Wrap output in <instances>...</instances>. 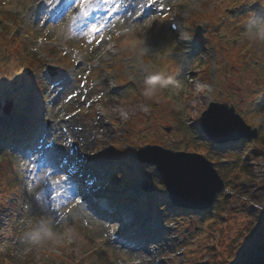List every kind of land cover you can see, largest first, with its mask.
Returning <instances> with one entry per match:
<instances>
[{"label":"rangeland","instance_id":"374dc122","mask_svg":"<svg viewBox=\"0 0 264 264\" xmlns=\"http://www.w3.org/2000/svg\"><path fill=\"white\" fill-rule=\"evenodd\" d=\"M42 1L56 12V6L59 10L64 0ZM158 3H164L166 9L140 20L120 16V21H110L98 34L97 38L103 36V40L97 44L89 43L91 37L84 33L91 20L99 22L103 18L105 24L109 5L89 9V15L79 17L69 29L62 19L48 20L43 11L37 16L38 12L32 10L38 8L34 0H0V77L21 75L16 82L0 79V174L2 180L17 176L25 181L16 213L0 215L2 245H9H5L9 261L0 264H221L253 225L246 252L235 264H264V191L252 196L253 185L264 179V154L253 153L247 162L254 146L264 151V45L256 46L245 36L249 23L264 20V2L155 0L153 4ZM73 6H64L65 11ZM73 9L70 16L80 11ZM151 17L155 19L150 22ZM173 18L183 24L180 34L170 27ZM182 33L191 39L183 41ZM129 40L136 43H127ZM207 65L209 75L201 71ZM49 66L56 69L55 74H50ZM149 74H163L173 84L145 97L143 81ZM59 79L70 83L66 88L58 85L56 92L50 88L44 91L48 82ZM26 82H31L29 87ZM73 90L80 95L68 100ZM22 93L34 122L40 120L35 116L45 103L40 113L46 136L51 133L59 139L67 129L72 149L58 147L56 156L74 150L83 160L81 176L92 174L101 188L109 187L118 195L111 202L120 204L115 199L122 197L125 201L121 204L137 213L135 220L142 218L144 225L134 223L129 234L145 242L144 249L126 250L111 240L116 222L83 200L84 195H78L81 188L68 170L73 166L54 162V169H48L50 177L41 172V180L30 183L33 178L26 167L29 152L22 154L16 148L11 154V147L4 141L6 132L19 131L29 122V117L17 111L16 100ZM6 99L13 101L9 113L3 110ZM210 100L234 104L252 126L259 128L258 136L231 144L211 141L199 126L200 115ZM135 103L140 107L130 108ZM97 115L102 121H95ZM120 142L125 144L126 154L115 152L113 144ZM145 143L201 152L213 161L225 188L207 212L177 208L167 192H162L166 187L157 177L153 182L161 191L142 188L144 179L152 181L145 169L155 165L140 162L136 155L138 146ZM100 151L104 154L98 155ZM10 157L13 164L7 165ZM64 157L62 163L68 161ZM242 165H246L244 170ZM118 172L123 173L122 178L117 177ZM66 175L69 179L61 180ZM49 178L61 182L43 183ZM41 188L44 199L38 209L36 198ZM95 188H90V193ZM53 189L61 190L54 201L48 198L49 193L55 196ZM65 193L68 199L77 197L84 202L83 206H71L75 213L72 219L64 215ZM225 193L232 195L227 205ZM54 204L61 205L60 216L49 207ZM163 204H167V212L161 211ZM190 212L199 214L186 215ZM12 218L16 233L11 235ZM44 224L54 226V237L33 242L35 232Z\"/></svg>","mask_w":264,"mask_h":264},{"label":"water","instance_id":"95a60500","mask_svg":"<svg viewBox=\"0 0 264 264\" xmlns=\"http://www.w3.org/2000/svg\"><path fill=\"white\" fill-rule=\"evenodd\" d=\"M11 107L12 101L7 100L5 112H10ZM201 128L218 143L254 138L258 134V127L250 125L233 104L215 100L202 111ZM137 155L142 162L157 164L176 206L207 210L217 193L225 187V181L213 162L202 153L146 144L139 147ZM143 188L151 191L154 185L145 179Z\"/></svg>","mask_w":264,"mask_h":264},{"label":"snow or ice","instance_id":"6c2138e0","mask_svg":"<svg viewBox=\"0 0 264 264\" xmlns=\"http://www.w3.org/2000/svg\"><path fill=\"white\" fill-rule=\"evenodd\" d=\"M41 2H42V0H34V6L40 4ZM153 3H155V0H153ZM103 5H109V7L107 8V15L109 17H111V16H113V14L117 13L121 7V5L117 2V0H102V2H94V0H75L74 8L79 9L80 11L76 15H72V16L68 17L67 27L70 29L71 25L76 23V21L79 17H87L89 15V9L96 8V7H102ZM34 9H35V7H33V10ZM115 18L118 21L121 20V18L119 16H116ZM154 19H155V17H151L150 22H151V20H154ZM102 20H103V18H101V21ZM101 21L91 23L89 25L88 31L84 33L85 36L91 37V40L89 41V43L94 42V43L99 44L103 40V36H99V38H97L98 34L101 33V31L105 28V24L102 23ZM141 31H143V29H141ZM117 38H119V36H117ZM127 43H136V41L135 40H129V41H127ZM19 77H21V75H16L15 77H12V76L0 77V79H7L8 81L16 82L17 78H19ZM34 81H35V84L37 85L38 89L40 90L36 78L34 79ZM30 83L31 82H26V87H29ZM83 86H84L83 83H81L80 87H83ZM56 87H57V85L55 83L48 82V84L45 85L44 91L47 92V91H49V88H50L52 92H56ZM78 95H80V94L77 93L75 90H73L72 94L70 96H68V100H72L73 98H75ZM97 99H99V97H97ZM16 104H17V111L21 114V116L29 117L27 136L29 139L30 150L32 151L33 155L29 159L26 167L29 170V174L33 178L30 183H33L37 180H41V176H40L41 172L43 173L44 177H50V173H49L48 169H50V168L54 169L53 161L56 157L57 148L63 147L65 149H70L71 145L73 144V141L70 138H68L67 129L64 130L63 135L59 139H57L51 133L46 136L44 133L43 121L36 123L30 118L27 100H26V97L23 93L17 97ZM75 115H77V113H73V116H75ZM65 119H71V117L66 116ZM79 132H83V129H79ZM61 141H63V142L61 143ZM145 170L147 173L151 174L152 181H153L154 177H157L161 181V184L165 185V183L162 182V177H160L159 173L157 172L156 165L148 166ZM117 177L122 178L123 173L118 172ZM68 179H69L68 175L61 177V180H68ZM60 182H61L60 180H51L50 178L48 180L43 181V183H45V184H52V185H58V184H60ZM157 189L160 190L159 188H157ZM28 191L32 192L33 190L31 188H29ZM53 191L55 192V196H53V195H51V193H49L48 198L54 201L57 196L61 195V190L60 189H53ZM43 192H44V189L41 188L40 193H39V199H37L35 196L38 209L40 207H42V205H43V199H44ZM162 192L166 193L167 190L162 191ZM245 199H247V198L245 197ZM73 204L83 206L84 202H83V200L79 199V202L77 203V197H73L72 199H68L67 193H65L64 208L69 209V213H68L69 219H72L73 215L75 214L73 212L72 207H71ZM49 207H53L54 213L59 215V213L61 211V205L60 204L49 205ZM161 211L167 212V204L162 205ZM77 212H79V209H77ZM192 214H199V213L190 212L186 215H192ZM117 222L120 226V231H121L124 228L125 221L124 220H118Z\"/></svg>","mask_w":264,"mask_h":264},{"label":"trees","instance_id":"16d2710c","mask_svg":"<svg viewBox=\"0 0 264 264\" xmlns=\"http://www.w3.org/2000/svg\"><path fill=\"white\" fill-rule=\"evenodd\" d=\"M202 71H204L207 75L209 74V68H207V67H205L204 70H202ZM38 116H39V114H38ZM27 128H28V126L25 127V130L23 132H21L22 135H26ZM13 134H16V133L13 132ZM255 142L258 143V140H255ZM261 147L264 150V145ZM122 149L123 148L121 147L120 150H122ZM253 153L264 154V151H261L257 146H254L252 148V151H250V153H249L250 155L247 159L248 161L246 160L247 162H250L252 160V158H250V156ZM11 159L7 160V163H8L7 165L12 164ZM244 166H246V165L240 166L241 169L244 170ZM253 186H254V193L252 196L256 195V192L263 194L264 179L259 180L257 182V184H254ZM22 189H23V182L17 176L14 179L2 180V175L0 174V215L8 213L9 216H13L17 206L20 203L21 196H22V191H21ZM231 191L233 192L234 189H231ZM230 196H232V195L229 193H225L226 205L230 201V199H229ZM251 197H250V199H252ZM240 199L244 200L243 197H240ZM9 226H10L9 231L11 232V235L16 233L15 223L9 222ZM253 227L255 228V225H253L252 228L249 229V231L247 232V234L244 238V241H242L238 245L235 244L231 248L230 254L223 257V259L220 262L221 264H235V262H238V263L241 262V260H242L241 257H243V254L246 252V248L249 245V244H246V241L253 234V232H252ZM257 227L258 228L260 227V223L257 224ZM0 228H1V225H0ZM0 238H1V236H0ZM2 243H3V240H0V259H1L0 263L5 262V261H9L8 260V253H7V250L5 249V245H7V246H9V245H8V243H5L2 245ZM72 264H77V263H72Z\"/></svg>","mask_w":264,"mask_h":264},{"label":"clouds","instance_id":"9594fccd","mask_svg":"<svg viewBox=\"0 0 264 264\" xmlns=\"http://www.w3.org/2000/svg\"><path fill=\"white\" fill-rule=\"evenodd\" d=\"M262 2H264V0H262ZM66 23L67 22H65V24ZM63 29L64 28L61 29L62 35L64 34ZM245 36L250 43H253L256 46L264 45V20H261L259 22L253 21L249 23L248 27L245 30ZM181 39L190 40L191 37L186 36L182 33ZM171 84H173V80L170 77L165 78L163 74H149L143 81V95L145 97H151L155 94L158 88H166ZM257 207H259V205ZM68 213L69 209H66L64 215L67 216ZM50 237H54V226L50 224H44V226L40 230L35 232L33 236V242L42 238L48 239Z\"/></svg>","mask_w":264,"mask_h":264},{"label":"bare ground","instance_id":"6f19581e","mask_svg":"<svg viewBox=\"0 0 264 264\" xmlns=\"http://www.w3.org/2000/svg\"><path fill=\"white\" fill-rule=\"evenodd\" d=\"M132 1H136V3H134V4H132L131 6H130V8H125L124 10V12H127V10H130V11H133L134 9H135V6L137 5V3H138V0H132ZM141 1V0H140ZM65 3V4H64ZM71 3H73L74 4V6H75V0H64V2L61 4V6H60V9L58 10V9H56V10H54V11H56L55 13H53L52 15H50V17L52 18V19H62V21L64 22H67V20H68V17H70L69 16V13H66V11H65V7L64 6H66V5H68V4H71ZM64 4V5H63ZM74 6H73V8H74ZM58 10V11H57ZM34 11V10H33ZM36 12L38 11V13H37V16H39V10L37 9V10H35ZM120 11H122L121 9H119V11L118 12H120ZM123 12V13H124ZM100 13L102 14L103 13V11H100ZM65 22H64V25L67 27V23L65 24ZM91 23H94V20H92L91 22H90V24ZM64 83V87L65 86H67L68 84H69V81L68 82H66V81H64L63 82ZM199 87H203V85H200ZM140 107V105L138 104V103H135L132 107H130V108H139ZM114 110L115 111H117L118 110V108L117 107H115L114 108ZM95 121L96 122H100V121H102V116L101 115H97L96 116V118H95ZM71 149H72V147H71ZM104 154V152H99L98 153V155H103ZM64 156H66V157H68V159H69V161H70V164H79L80 165V168H79V171H83L84 170V166H83V160H80L79 158H78V156H77V154L74 152V150H71V153L70 154H67V153H61V154H59L58 156H56L55 157V159H54V161H53V163L55 162V164H59V162H60V160H62V158L64 157ZM69 170V174L71 175V176H75V175H78L79 176V172H77V171H74V170H71V169H68ZM79 179V178H78ZM77 182H78V180H77ZM89 190H90V186H88L86 189H80L79 191H77L78 192V195L79 196H82L81 194H84L85 195V197H88L90 194V192H89ZM77 192H76V195H77ZM89 198V197H88ZM77 202H79V200H77ZM111 206H113V205H111ZM111 206H108V207H111ZM112 208V214H111V216H113V217H116V220L118 221V220H121V213L119 212V210L118 209H115V208H113V207H111ZM82 209H80V211H81ZM187 210V209H186ZM202 211V210H201ZM135 216H137V213L135 212ZM134 222L136 221V222H140L142 225H144V222L142 221V218H137L136 220H135V218H134V220H133ZM135 222V223H136ZM116 224H117V226L120 228V226H119V224H118V222H116ZM110 225H105V227H109ZM148 232H150L149 230H148ZM147 244H144V246H146ZM143 248H145V247H143Z\"/></svg>","mask_w":264,"mask_h":264}]
</instances>
